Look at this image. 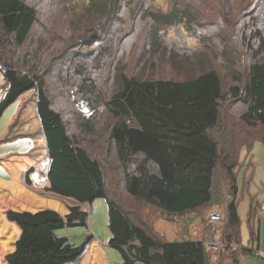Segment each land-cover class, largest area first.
Masks as SVG:
<instances>
[{
    "label": "trees",
    "instance_id": "obj_1",
    "mask_svg": "<svg viewBox=\"0 0 264 264\" xmlns=\"http://www.w3.org/2000/svg\"><path fill=\"white\" fill-rule=\"evenodd\" d=\"M69 1L50 0L47 3L45 0L50 15L49 19L42 21L37 10L24 0H0V67L5 81V91L0 98V117L21 95L36 90V113L49 159L46 189L78 203L105 198L110 232L108 245L119 251L122 264H213L211 252L200 240L199 229L198 239L167 242L144 222H134L128 210L109 196L100 162L72 139L62 114L53 106L47 79L42 76L48 68L42 63L44 58L58 54L56 57L62 59L58 78H66L63 75L65 68L70 78L71 64L77 60L72 45L75 37H84L89 47L99 46L104 40L100 34L105 33V22L111 18L119 2L89 0L84 12L77 19H71L66 12ZM145 15L156 26L177 25L183 18L190 22L193 20L191 14L182 11L175 2L168 13L147 10ZM74 20L78 23L69 22ZM87 22L90 23L86 27L79 24ZM183 23L186 25L187 22ZM37 25L41 28L38 34ZM263 27L249 30L253 43L248 41L245 47L251 54V61L242 65L244 74H237L235 78L237 82H243L241 88L230 87L234 98L242 96L246 108L240 118L250 127L264 126ZM240 30L241 36L246 39L248 32L245 27ZM158 47L156 35L152 33L147 53L156 58L158 51L162 53L164 48L157 50ZM94 52L96 61L97 54ZM220 52L226 59L224 67L233 72L236 68L233 51L224 45ZM157 58L166 63L170 60L164 55ZM200 63V73L184 80L137 77L118 72L116 90L107 98L104 95L105 99L101 101L116 119L109 130L108 140L124 168V192L133 200L154 206L168 215L200 212L212 204L215 171L220 160L232 187L225 208L226 229L223 236L228 244H238L240 218L234 195L239 152L242 147L250 148L254 141L260 139L252 138L248 144L237 143L236 147L230 148V153L222 157L218 140L211 132L218 127L225 86L211 64L205 63L204 59ZM75 71L82 72L80 68ZM89 78L88 81L85 77L81 79L85 89L82 94L90 93V99L82 97L76 102L96 110L92 100L96 85L88 84L92 81ZM15 125L14 121L12 127ZM79 126L88 132L92 130L90 120L85 117H82ZM253 209L250 204L248 224L251 243L255 240L250 225L254 217ZM5 215L20 229L14 250L4 257L7 264H75L92 239V235H88L81 244L73 245L62 233L66 227L86 226L88 216L80 211L78 205L70 206L65 216L48 208L34 211L8 209ZM225 252L227 255L230 253L234 264H237V255L253 254L251 248L244 246L239 251H221L216 264L223 261Z\"/></svg>",
    "mask_w": 264,
    "mask_h": 264
},
{
    "label": "rangeland",
    "instance_id": "obj_2",
    "mask_svg": "<svg viewBox=\"0 0 264 264\" xmlns=\"http://www.w3.org/2000/svg\"><path fill=\"white\" fill-rule=\"evenodd\" d=\"M24 1L37 10L40 20L49 19L48 4L46 7L45 0ZM63 1L65 0H61V3ZM46 2L48 3L50 0H46ZM173 2L182 11H188L193 20L190 22L183 18L177 25L156 26L151 18L145 15L147 10L168 13ZM87 3L89 0H71L67 3L69 9L66 12L71 19H77V16L84 12ZM117 6L118 8L113 10L111 18L105 22V33L100 34L104 40L99 46L95 44V46L89 47L88 41L84 37H75L72 45L75 47L77 60L71 64L70 78L67 76L66 68L63 70V75L66 78L63 80L58 78L62 67V59L56 57L58 54L44 58L42 63L48 68L42 72L40 65V73L42 72V76L47 79L46 85L50 88L49 93L53 106L62 114L72 139L78 141L80 146L88 150L91 156L100 162L109 196L122 208L128 210L134 222H144L151 231L158 233L167 242L176 239H198L200 236H198L197 230L202 231V225L210 211L221 213L226 221L225 208L232 187L229 185L221 161H218L215 171L214 201L205 210L184 215H168L154 206L137 202L124 192V168L118 162L108 140L109 130L116 119L109 114L101 101L116 90V76L120 71L137 77L184 80L200 73L202 70L200 60L204 59L205 63L211 64L218 72L225 86V98L220 107L218 127L211 132V135L218 140L219 153L225 157L227 153H230V148L236 147L237 143L246 142L248 144L252 138L260 139L254 141L250 148H241L235 173L236 193L234 197L240 218V241L243 246H250L249 205L254 203L256 215L261 216L258 206L264 200V126L250 127L243 122L240 114L246 106L242 103V96L238 98L232 96L230 87L235 86L240 89L242 86L243 82L239 83L235 78L237 74H244L242 67L251 61V54L248 53L245 44L248 41L253 43L249 38V30L264 25V0H119ZM57 19L59 20V17ZM69 22L78 23L76 20ZM183 22H187L186 25ZM88 23L90 22L79 24L86 27ZM243 26L248 32L246 39L241 36L240 28ZM262 29L264 30V27ZM40 31L41 28L37 25L36 33L38 34ZM152 33L156 35L157 45H159L157 50L164 47L162 53L158 51L159 54L156 58H153L151 53L150 55L147 53ZM224 45L229 46L233 51L236 60L235 67L238 68L237 70L234 68L233 72L224 67L226 59L220 52L221 46ZM94 51L97 54L96 61H94ZM159 55L168 56L170 58L167 61L168 64L161 61L162 59L159 60L157 58ZM77 68H80L82 72H76ZM83 77L86 80L90 77L89 81H92L88 84L96 85L94 96H92L93 106L96 110L87 109L76 102L82 97L90 99V93L82 94L85 90L82 86L81 78ZM4 88L5 81L0 67V98L5 91ZM36 97V90L32 89L20 98L22 108L20 117L26 116L23 120H27V122L22 124L19 123L23 120L17 122L16 132L29 134L36 139V145H43V148L31 151L30 156L33 163L37 159L40 160L38 164L33 165L32 169L45 171L48 168L49 159L40 125L36 122L38 120L35 115ZM11 105L4 110L0 117V135L3 130L8 129V120L17 104ZM82 117L90 120L92 126L90 132L82 130V126H79ZM32 141L26 136L14 138V140L0 144V154L18 152V160L8 164L12 167L23 165L29 159L23 156L22 152L26 150L29 143L31 146ZM221 149H223V153ZM0 169L5 168L0 166ZM24 181L26 182V180ZM44 183L48 185L46 177ZM8 186H5L6 190L0 186V252L2 250L4 253L12 252L14 243L19 236L15 230L9 226L5 227L3 224L2 220L6 216L2 214L4 209L34 211L48 208L63 214L67 213L70 206L78 205L80 211L85 212L88 216L86 226L66 227L62 233L73 245L81 244L88 235H92V239L75 264H122L119 251L108 245L110 232L107 225L108 205L105 198H96L91 203H78L69 198L56 196L48 192L46 188L39 191L24 188L27 191L25 194L27 193L30 200L27 201L25 197L24 201L29 203H24L21 200L22 197L17 195L15 190L8 189ZM5 219L14 225V229H19L7 217ZM259 219H261L262 226L259 243L262 245L264 243V216ZM254 223L257 225L258 219L255 218ZM225 229L226 227H223V231ZM205 232V235H209L208 230ZM228 257H230V253L227 255L225 252L223 260H227ZM137 264L144 263L137 262Z\"/></svg>",
    "mask_w": 264,
    "mask_h": 264
},
{
    "label": "crops",
    "instance_id": "obj_3",
    "mask_svg": "<svg viewBox=\"0 0 264 264\" xmlns=\"http://www.w3.org/2000/svg\"><path fill=\"white\" fill-rule=\"evenodd\" d=\"M23 95H21L17 99V101L12 103V105H11V106H13L14 104H17L15 109L13 110L11 116H10V119L8 120V124H7L8 129L6 128L5 130H3L1 135H0V144L7 143L8 141L14 140V138L16 139L17 137H21V136H24V137L26 136V137L32 139L33 141L31 142V146L29 143L26 150H23L24 152H22L23 156H26L27 159H29L30 161L28 160V161H25V163L23 165H18L17 167H12V165H9L8 163L18 160V157H19V155L17 154L18 152L12 151V152L0 154V166L5 168V169H0V186L3 187L2 188L3 190H6L7 188L5 186L9 185L8 189L10 188L12 190H15V193H17V195L22 197L21 198L22 201H24L25 197H26L27 201H30L29 196L26 195L27 193L25 194V192H27V191H25L24 188H27V189L30 188L32 190L34 189V191L35 190H38V191L44 190L45 188H47L48 185H47V183H44V181H45V177H46L48 168L45 171H43L42 169H32L33 165L38 164V162L40 160L37 159L33 163V159L30 156V152L33 150H36V148H43V145H36V139L33 136H30L29 134H23L20 131L16 132L17 122L19 123L20 120H23L26 117V116L20 117V116H22L21 115V109L22 108H21V104H20L21 103L20 98ZM35 115H36V120H37L38 115L36 113V103H35ZM14 121L16 122V125L13 128L12 126H13ZM25 122H27V120H23L19 124H22ZM36 122H38V124L40 125L39 118ZM34 123H35V119H34ZM40 128H41V125H40ZM43 140L45 142L44 136H43ZM44 146H45L46 151L48 153L46 142L44 143ZM24 180H26V182ZM22 184H23V186H22ZM52 194H54V193H52ZM54 195H56V194H54ZM56 196H58V195H56ZM18 201H20V200H18ZM24 203H29V202L24 201ZM7 207H9V206H7ZM252 207L254 208L253 209L254 217L251 220L250 225L252 226V228L254 230L255 240L250 244V246H244V247H251L253 254H245V255L239 254V255H237V257H236L237 264H264V243L262 245L259 243L260 242L259 234L262 232V226H261V221H260L261 219H259V218L261 216H264V214L260 213L261 216H259V214L256 215L254 203H252ZM8 209H12V208L4 209L2 211L3 216L5 215V212ZM237 211H238V208H237ZM67 213H68V211H67ZM67 213H63V214L59 213V214L63 216V215H66ZM5 218H6V216H4V219L2 220L5 227L9 226L13 230H15V232H17V234H20V229H14L15 228L14 225H12V223H8V221H6ZM255 218L258 219L257 225H255V223H254ZM248 230H249V224H248ZM200 232H201V237H202L203 233L201 230H200ZM200 232H199V234H200ZM197 234H198V232H197ZM249 238H250V235H249ZM238 245L243 246L241 244V241H240V243H238ZM3 251L4 250H2L0 252V264H7L4 257L9 252L4 253ZM103 252L105 254V248L103 249ZM105 260H106V257H105ZM213 264H216L215 260L213 261ZM218 264H234V263H233V260L230 257H228L227 260H225V261L223 260L222 262H219Z\"/></svg>",
    "mask_w": 264,
    "mask_h": 264
},
{
    "label": "built area",
    "instance_id": "obj_4",
    "mask_svg": "<svg viewBox=\"0 0 264 264\" xmlns=\"http://www.w3.org/2000/svg\"><path fill=\"white\" fill-rule=\"evenodd\" d=\"M259 211L264 214V200L259 204ZM201 242L211 252L214 260L219 258V253L225 250H240L238 244H228L223 236V227H226V221L223 215L216 211H210L202 225ZM209 231V235H205V231Z\"/></svg>",
    "mask_w": 264,
    "mask_h": 264
}]
</instances>
